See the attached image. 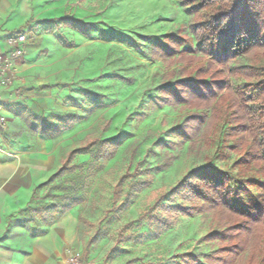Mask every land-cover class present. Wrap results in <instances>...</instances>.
Wrapping results in <instances>:
<instances>
[{
	"label": "rangeland",
	"instance_id": "374dc122",
	"mask_svg": "<svg viewBox=\"0 0 264 264\" xmlns=\"http://www.w3.org/2000/svg\"><path fill=\"white\" fill-rule=\"evenodd\" d=\"M183 1L27 0L24 16L23 0H17L8 15V20L17 22L16 28L30 29V40L11 87L14 102L8 105L9 128L1 135L0 154L22 159L25 152L37 150L35 155L49 160L46 172L32 187L28 180L24 184L19 193L22 202L51 178L65 153L83 145L87 136L122 141L110 160L99 154L98 145L78 155L77 170L56 181L81 199L68 212L73 218L61 227L62 237L53 253L58 264L70 251H80L83 264H125L130 259L144 264L142 258L145 264H151L150 259L152 264H174L172 256L177 253L202 254L217 248L206 240L214 223L212 212L180 214L168 232L153 234L158 223L151 216L160 212L171 190L193 171L215 165L238 172L235 155L221 154L216 142L205 144L204 134L198 135L192 148L189 140L174 132L187 115L200 110L157 103L160 88L169 80L167 74L184 63L170 65L155 58L153 42L189 23ZM76 20L93 25L76 24ZM77 114L86 119L53 138L30 127L37 119L56 122ZM108 119L112 125L103 131ZM39 190L42 196L47 187ZM23 216L22 212L13 216L1 242H17L14 250L27 254L33 238Z\"/></svg>",
	"mask_w": 264,
	"mask_h": 264
},
{
	"label": "trees",
	"instance_id": "16d2710c",
	"mask_svg": "<svg viewBox=\"0 0 264 264\" xmlns=\"http://www.w3.org/2000/svg\"><path fill=\"white\" fill-rule=\"evenodd\" d=\"M183 2L191 16L189 23L153 42L155 58L170 65L184 63L167 74L169 80L160 88L157 103L200 110L187 115L174 132L189 140L192 148L198 135L204 134L205 144L216 142L221 154L235 155L238 172L215 165L193 171L171 190L160 212L151 216L158 223L153 234L168 232L180 214L212 212L214 223L206 240L217 246L215 251L177 253L172 256L174 264H264V0ZM75 23L93 25L80 20ZM84 119L86 116L79 114L56 122L37 119L30 127L53 138ZM111 125L108 119L103 131ZM86 139L65 153L48 181L36 186L25 210L28 217L22 220L32 236L44 234L42 227L80 204L77 195L56 182L77 170V156L98 145L99 154L110 160L122 142L120 137L102 140L91 135ZM45 186L47 190L40 196L39 189ZM132 234L130 231L131 238ZM140 260L145 264L144 258ZM125 264H134V259Z\"/></svg>",
	"mask_w": 264,
	"mask_h": 264
},
{
	"label": "crops",
	"instance_id": "0c3cea01",
	"mask_svg": "<svg viewBox=\"0 0 264 264\" xmlns=\"http://www.w3.org/2000/svg\"><path fill=\"white\" fill-rule=\"evenodd\" d=\"M16 1L17 0H0V52L8 51V38L12 33L20 31L29 33L30 30L29 28L18 29L15 27L16 21L8 20V15L14 8ZM21 8L22 13L26 16L28 12L27 0H23ZM29 40L30 37L28 35V41L25 44L26 51L28 49ZM12 90L14 89L11 88L5 91L3 96L5 101V113H11L8 110V105L14 102L12 98L13 94L11 93ZM7 133L9 134V130ZM36 151L37 150H35L34 153L25 152L22 159H14L6 154H0V264H58L54 262L53 253L57 250L60 237H62L60 236V233H63L62 225L65 223L67 224V222L73 218L72 214L66 213L60 218H63V221L58 223V225H55V223L60 219L50 226L42 227L46 230L42 235L32 236L29 230L33 240L31 249L27 254L14 250L17 248V242L12 243L11 240L8 241L9 244L1 242V238L7 234L10 228L13 216L19 212L25 215L23 219L28 216L25 210L29 207L32 196L28 195L22 202L19 193L24 184L28 180L30 182L29 186H33V182L36 179L38 181L46 172L44 169H47L49 160L41 158V156L39 157L37 154L35 155V153H37ZM27 204L28 207H25Z\"/></svg>",
	"mask_w": 264,
	"mask_h": 264
},
{
	"label": "built area",
	"instance_id": "2783aa9c",
	"mask_svg": "<svg viewBox=\"0 0 264 264\" xmlns=\"http://www.w3.org/2000/svg\"><path fill=\"white\" fill-rule=\"evenodd\" d=\"M27 41V32L20 31L12 33L8 38V51L0 52V137L8 129L9 122L5 113L3 96L5 91L11 89L16 80L18 61L26 53L25 44ZM60 264H83V255L80 251H70Z\"/></svg>",
	"mask_w": 264,
	"mask_h": 264
}]
</instances>
